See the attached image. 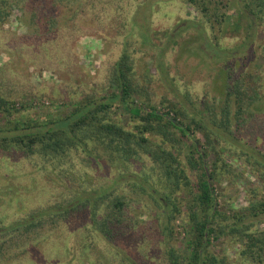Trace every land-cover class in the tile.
Returning <instances> with one entry per match:
<instances>
[{
    "label": "rangeland",
    "instance_id": "374dc122",
    "mask_svg": "<svg viewBox=\"0 0 264 264\" xmlns=\"http://www.w3.org/2000/svg\"><path fill=\"white\" fill-rule=\"evenodd\" d=\"M79 4L87 5L85 12L80 9L75 13ZM34 6L15 5L10 17L0 22V79L3 80L0 93L10 98L14 106H25L20 111L13 109L14 117L2 115L0 127L28 119L55 120L87 95L108 94L109 73L127 50L133 52L138 78L146 83L150 99L158 108L183 102L192 110L185 97L187 92L192 98L217 97L222 101L227 64L240 77L251 74L252 77L247 76L248 82L256 79L260 83L263 97L255 104L261 110L242 123L238 137L264 154V20L252 22L249 15L243 14V4L232 0L224 10L226 21L219 30L211 28L202 12L187 0H82L74 3L72 10L60 8V21L65 26L56 36L42 38V42H48V57L43 58L29 54L38 46L35 41L41 39V35L33 34L30 29V11ZM42 20L39 15L40 26H44ZM216 30L223 34L218 46H214L212 39V31ZM19 71L24 82L21 86L9 73ZM135 98L139 104L146 102L140 95ZM199 108L207 112L204 106ZM251 109L256 111L254 106ZM113 110L114 117L131 127L133 121L126 106ZM16 149L9 147L8 155H0V226L26 218L35 208L63 203L69 194L77 197L78 193L77 198L82 200L95 190L96 197V191H106L115 182L113 170L93 160L84 161L83 153L74 154L65 172L50 162L43 167L40 158L29 160ZM188 150L185 146L184 152ZM222 156L231 167L213 180L219 204L224 210L243 211L253 200V191L264 190L261 177L236 151L226 150ZM211 160L213 157L207 162ZM187 172L191 186L196 189L198 172L188 165ZM119 184L124 190H131L127 181ZM186 192H177L180 211L172 223L173 243L183 251H186L189 227ZM139 195L140 201L144 204L147 199L148 204L138 206L137 210L145 212L154 229L155 215L147 217V212H151L148 205L158 208L148 195ZM89 214V207L75 212L45 242L27 241L19 248H8L0 264H99L98 253L89 241L95 239L103 246V240L92 227ZM257 225L262 228L264 221ZM129 239L131 236H126L124 241ZM210 249L218 256L227 255L234 264L243 262L239 257L240 244L230 239L214 240ZM136 255L140 258L138 252Z\"/></svg>",
    "mask_w": 264,
    "mask_h": 264
},
{
    "label": "trees",
    "instance_id": "16d2710c",
    "mask_svg": "<svg viewBox=\"0 0 264 264\" xmlns=\"http://www.w3.org/2000/svg\"><path fill=\"white\" fill-rule=\"evenodd\" d=\"M81 1L0 0V22L10 17L15 5L34 4L30 11V29L33 34L41 35V39L35 41L38 46L29 54L48 57V42H42V38L56 36L65 26L60 21V8L72 10L74 3ZM187 1L202 12L211 28L223 29L227 16L224 10L232 0ZM234 2L243 4V14L249 15L252 22L264 20V0ZM79 5L75 13L80 9L85 12L87 5ZM39 15L44 26L38 23ZM212 37L214 46H218L223 34L212 31ZM229 66L227 64L222 101L217 97L192 98L187 92L185 97L192 110L183 102L158 108L150 99L146 83L138 78L133 52L126 50L109 73L108 94L87 95L55 120L28 119L0 127V155H8L6 150L13 146L24 158H40L43 167L50 162L67 172L74 154L83 153L84 161L93 160L116 173L114 184L106 191H96V197L93 196L95 190L89 198L84 196V200L77 198L78 193L77 197L69 194L63 203L35 208L26 218L0 226V261L7 255L8 248H19L27 241L45 242L75 212L89 207V221L103 240V246L95 239L89 241L98 253L99 264H139L142 261H148L147 264H234L227 255L218 256L211 251L210 246L217 239L240 244L241 264H264V226L257 227L258 222L264 221V190L255 189L253 200L243 211L224 210L213 182L219 174L230 170L231 165L222 156L224 151H236L237 156L260 175L264 188V154L238 137L242 123L261 110L255 104L262 96L260 83L256 79L248 82L247 76L252 77L251 74L240 77ZM19 72L9 73L21 86L24 82ZM1 83L3 85L0 79ZM139 95L146 99L144 104L136 102L135 97ZM14 104L0 93V119L2 115L14 117L13 109L20 111L25 107ZM121 105L130 111L131 127L114 117L113 108ZM201 105L207 112L200 110ZM185 146L189 148L187 152H184ZM186 164L198 172L196 189L191 186ZM122 180L129 183L127 187L131 190L123 189L119 184ZM180 190H186L189 196L186 251L173 243L172 223L176 212L180 211L176 200ZM138 192L148 195L158 208L155 210L148 205L151 212H147V217L155 215L154 229L146 220L145 212L137 210L138 206L148 204L147 199L144 204L140 201ZM126 236L131 239L124 241Z\"/></svg>",
    "mask_w": 264,
    "mask_h": 264
}]
</instances>
